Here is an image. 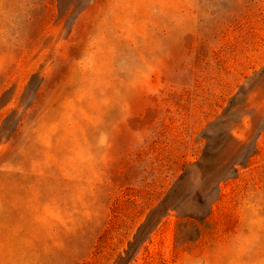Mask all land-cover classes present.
I'll use <instances>...</instances> for the list:
<instances>
[{"label":"rangeland","instance_id":"374dc122","mask_svg":"<svg viewBox=\"0 0 264 264\" xmlns=\"http://www.w3.org/2000/svg\"><path fill=\"white\" fill-rule=\"evenodd\" d=\"M0 264H264V0H0Z\"/></svg>","mask_w":264,"mask_h":264}]
</instances>
